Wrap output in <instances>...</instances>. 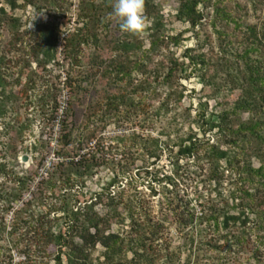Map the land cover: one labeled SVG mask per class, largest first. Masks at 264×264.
<instances>
[{"label":"rangeland","instance_id":"1","mask_svg":"<svg viewBox=\"0 0 264 264\" xmlns=\"http://www.w3.org/2000/svg\"><path fill=\"white\" fill-rule=\"evenodd\" d=\"M152 1L163 19L162 32L169 37L180 36L177 45L170 42L169 46L163 49L164 58L159 55L153 61L163 58V71H166L167 65L170 64L167 58L173 56L179 62L183 61V69L175 70L171 88L160 83L162 77L154 78L153 61L148 64L146 75L133 70L127 80L119 82V87L129 101L134 99V102L140 101L142 105L136 109L125 108L122 111H127L126 115L111 116L106 122H101V111H107L101 104V88L106 89V83L101 82L98 76L89 80L84 73L88 69L85 55L94 51L91 43L83 45L81 66L74 68L78 77L81 76V80L74 83L80 85L78 95L82 105L75 102L71 96V87L65 86L64 83L68 65L61 49L64 45L63 38L77 25L79 0H68L64 14L57 19L62 31L57 45L59 60L58 64L49 63L46 71L37 68L36 62L31 61L32 43L27 36L16 34L34 30L37 24L47 19V12L44 9L37 10L31 5L24 9L19 6L13 8L7 0H0V165H5L7 170L13 169L19 175L27 176L29 169H36L35 175L30 174L32 179L29 190L10 205L5 201L6 196L12 197L11 195L17 192L18 183L0 170V264H56V246L51 245L46 251L39 250L36 243L37 233L34 232L43 220L49 221L56 233L64 229L61 212L49 209L52 202L59 205L61 200L46 190V197L42 195L43 201L37 202V199H32L33 194L39 191L38 184L42 179H46L43 177L58 171L56 165L59 160L66 162L75 157L76 161L84 154L85 158L92 159V170L83 177H77L71 190V193L75 194L67 206L76 209L83 207L86 201L95 202L94 209L99 216L107 214L113 219L106 233L113 232L122 239L134 238L137 235L134 229L149 215L153 221L162 224L160 234L163 238L158 240L162 246L159 250L161 255L155 264H169L165 262V256H162L166 251L175 253L173 264H264V245L255 243V236H252L239 252L233 248L231 253L224 251L217 256L212 250L196 248L197 240H204L201 230L203 225L199 226L196 222L201 209L212 203H219L220 206L222 203L218 201L231 198L232 190L236 187L238 175L226 166L225 161L220 162L216 174H211V164L205 155V146L207 143L209 145L221 141L217 129L210 130V123L224 108L231 106L239 94V89L231 90L227 71L233 62L239 63L242 68L243 60L239 54H242L247 45L243 29L245 24L258 25L260 28L264 22V0H222L220 5L243 23V29H236L231 20L226 22L215 18L210 7L209 15L204 18L202 25L192 29L185 21L176 18L178 0ZM256 1H260L262 5L253 10L252 5ZM21 3L22 0H16L17 5ZM13 18H16L19 24L13 23ZM96 18L98 19V14ZM117 21L118 18L111 17L107 31L101 28V22H98L96 29L100 38L101 31L103 34L120 37L123 31ZM146 24L149 25L147 19ZM218 31L226 32L223 40L219 38ZM146 37L145 30L142 38ZM147 45L146 40L145 46ZM186 48L191 49L192 55L203 56L205 64L200 67L190 64L184 57ZM259 48V51L251 52L249 56L256 61L260 60L264 66V46ZM33 70L38 71L42 79L37 78V86L25 92V81ZM81 73L82 75H79ZM54 79L59 89L55 91L59 107L54 119L50 121L51 125L46 126L39 121V114L36 115L39 106L38 99L35 100L34 96L44 90L46 81L48 87ZM139 86L143 89L136 93ZM167 97L169 101L162 107ZM70 101L75 102L72 116L69 115V111H72L69 110ZM248 117L247 112L241 114L242 120ZM63 123L67 124L68 129H73V141L66 147L61 143L60 130ZM79 133L81 136L92 133L93 137L82 141L81 149L75 150L77 142L74 140L78 139ZM132 134L138 137L134 144L129 139ZM153 137L160 141L154 152L156 159L148 154V151L152 150L150 138ZM190 138L192 141L198 139L203 145L202 148L194 153L181 152L180 148L188 145ZM40 141L44 142V146ZM34 146L37 151L33 150ZM147 147L148 151L145 149ZM258 147L263 154L264 144ZM129 148L131 150H128ZM231 151L233 154L234 149ZM40 154L45 155L43 166H37L35 162V157ZM23 156H27L26 161L22 160ZM250 159L253 167H259L262 163L260 156L254 154ZM125 161L132 165L131 171L119 177L118 181L106 190L113 169ZM78 170L82 171L83 167ZM128 180L130 184H126ZM124 185L122 204H107L103 200L106 196L101 202L98 201L101 193L107 195L111 192L117 196ZM256 187H261L257 178L250 191L254 192ZM62 192L64 193L63 190ZM32 200L34 204L24 206ZM66 200L64 199L65 202ZM125 204L133 206V215ZM19 212L16 229L10 231L13 218ZM179 212H183L185 217L186 212L193 214L194 222L186 226L179 224L176 220ZM164 237L167 238L166 242H163ZM191 237L194 238L192 245ZM124 241L126 243L127 240ZM165 243L168 244L166 251L163 250ZM67 249L63 248L64 261ZM103 251L101 244L94 246L91 250L94 262L104 259ZM131 257L132 252L127 248L116 255L122 263Z\"/></svg>","mask_w":264,"mask_h":264},{"label":"trees","instance_id":"2","mask_svg":"<svg viewBox=\"0 0 264 264\" xmlns=\"http://www.w3.org/2000/svg\"><path fill=\"white\" fill-rule=\"evenodd\" d=\"M67 1L22 0V3L17 5L16 0H7L9 6L13 8L19 6L24 9L31 5L35 6L37 10L44 9L47 12V19L43 23L37 24L34 30H26L23 33L16 34V36H27L32 43L30 51L31 61H35L37 68H41L43 71L47 70V65L51 62L58 64L59 51L57 45L62 31L60 22L57 19L64 14ZM178 1L179 6L176 11V18L185 21L192 29L200 24L202 25L204 18L209 15V7L215 18L218 17L226 22L231 20L234 22L236 29H243V23L233 16L232 12H229L227 8L220 5L222 0H215L214 2L211 0ZM113 4L114 0H97V2L94 0H79L77 25L63 38L64 45L61 49L65 63L68 65L65 73V86L71 87L72 98L75 102L77 101L78 104L82 105L80 95H78L80 85L74 83L80 81L81 76L78 77L74 68L81 66L83 45L92 44L94 51L85 55L88 69L84 73L87 79L90 78L89 80H93L94 77L98 76L101 78V82L106 83L104 85L107 88H101V99L103 100L101 104L107 111H101V122H106L111 116L120 117L126 115L127 111H122L125 108H140L142 103L140 101L134 102V99L129 101L125 92L120 89L119 82L128 78L133 70L140 71L141 74L146 75L147 72L145 70H148V64H151L159 55L164 58L163 49L167 48L170 42L173 45H177L180 41V36L169 37L162 32L163 19L152 0H144V15L149 20V25L145 29L147 31L146 38H142V35L135 36L125 32L117 38L111 34H103V31H101L100 38L96 25L101 22V28L107 31L110 24L108 23L109 20H111V17H115L112 14ZM261 5L260 1L254 2L252 5L253 10H256L257 6ZM97 14L98 19L96 18ZM12 22L18 23V20L13 18ZM119 23L120 21L118 20V26ZM212 24L215 26L214 21ZM261 24L260 28H258V25L245 24V29L243 30L247 45L242 54H239V57L243 60L242 68L239 63L233 62L234 64L232 63L227 71L231 90L239 89V94L232 105L224 108L216 116L215 120L210 123V130L216 128L221 136V141L209 145L207 143V146H205V155L211 164V174H216L220 162L225 161L226 166L238 175L236 187L232 190L231 198H229L231 201L228 198L220 199L218 201L222 203L220 206H218L219 203H212L206 208L203 207L200 215L196 217L198 225H203L201 230L204 233V240L199 238L196 248L198 250H212L217 256L224 251L225 253H231L233 248H236L237 252H239L252 236H255V243L264 245V153L262 154L258 147L264 144V119H262L264 114V66L260 60L256 61L249 56L251 52L259 51V46H264V22ZM218 33L219 38L222 40L226 37L225 31H218ZM146 40L148 42L147 46H145ZM190 51V48H186L184 51V57L188 59L190 64L199 67L205 64L203 56L192 55ZM163 58L153 61L155 67L152 73L155 75L154 78L162 77L160 83L167 84L171 88L175 70L183 69V61L179 62L173 56L170 59L167 58L170 64L167 65V70L163 71L165 66L162 63ZM37 72L33 70L27 76L24 84L25 92L37 86V78L42 79V76ZM79 75H82V73ZM47 85L46 81L43 93L38 92L34 96L35 100L38 99L39 106V111H37L36 115L39 114V121L46 126L51 125L50 121L54 119L59 107L58 95L55 92L59 89L55 79L50 81L51 86L47 87ZM142 89L139 86L136 93ZM170 90L169 94L171 93ZM179 93L181 95L180 91ZM168 101L169 97L162 103V107L166 106ZM75 102H69V110H72L69 111L71 116L74 112ZM245 112L249 114V117L242 120L241 114ZM60 134L61 143H63L64 147L72 143L73 129H68L67 124L63 123ZM85 135L81 136L79 133L78 139L74 140L75 143L77 142V149L75 150L81 149L82 141L85 142L93 137L92 133ZM136 138L138 137L132 134L129 139L134 144ZM150 140L152 142V150L149 152L148 147L145 149L150 156H154L156 159L157 155L154 152L159 147L160 141L155 137L150 138ZM189 140L190 143L188 145L180 148L181 152L194 153L202 148L203 145L200 144L201 142L198 139L192 141L190 138ZM39 143L44 144L42 141ZM232 149H234L233 154ZM33 150L37 151V148L34 146ZM128 150H131V148ZM253 154L261 158L262 163L259 167H253L251 163L250 158ZM44 156V154H40V156L35 157L37 166L44 165ZM85 157L86 154L80 155L76 161H74L75 157L70 158L66 162H63L65 161L63 159L59 160L56 165L58 171L51 172L47 177H43L46 179H42L38 184L39 191L33 194L32 199H37V202L43 201L41 198L43 197L42 195L46 197V190L50 194L58 196L57 199H60L61 203L56 205L52 202L49 209L61 212V218L65 225L61 232L56 233L49 221L43 220L34 232L37 233V247L39 250L46 251L49 246H56L57 254L54 258L56 264H155L161 255L159 250L162 246L158 240L163 238L160 234L162 224L158 221H153L149 215L142 219V224L134 221L139 224L134 229L137 233L134 238L122 239L113 232L106 233L113 219L111 220V217L107 214L99 216L94 209L95 202L87 203L86 201L83 207H77L76 209L67 206L70 198L75 194L71 193V190L75 186L74 183L78 179L77 177H83L92 170V159ZM131 166L129 161H125V163L121 162L119 167L113 169L112 177L106 190L114 185L119 177L129 174ZM80 167H83L82 171L78 170ZM0 170L5 175L13 177V181L18 183L17 192L12 194V197L6 196L7 200L5 199V201H8L10 205L19 200L21 195L29 190V183L32 179L30 174L35 175L36 169H29L30 173L28 176L25 174L19 175L13 169L7 170L5 165H0ZM256 178L257 182L260 181L261 187H256L255 191L251 192L250 188L252 183L256 182ZM126 184H130L129 180ZM124 190L125 185L120 189L117 196L111 194V192H108L107 195L101 193L98 201L101 202L103 197L106 196L103 200L107 204H122L121 197ZM64 199H67L66 202ZM63 202H65V205L62 206ZM32 204H34V200L28 201L24 206H31ZM124 206L133 215V206L131 204H125ZM19 214L20 212L13 218L10 231L16 229ZM182 214L183 212H179L176 215V220L179 221V224L186 226L194 222L195 216L193 214L186 212V217ZM58 217L55 218L58 219ZM166 239L163 242H166ZM124 240H127L126 243ZM97 243L104 248V259L94 262L91 257V250ZM190 243L191 245L194 244L193 237H191ZM63 248H68L65 261L62 258L64 254ZM124 248L132 252V257L122 263L120 258H116V255ZM167 249L168 244L165 243L163 250L166 251ZM257 249H259V245ZM162 256H165V262L167 261L169 264H173L176 258L175 253L172 251H166ZM26 260L28 262V259Z\"/></svg>","mask_w":264,"mask_h":264},{"label":"clouds","instance_id":"3","mask_svg":"<svg viewBox=\"0 0 264 264\" xmlns=\"http://www.w3.org/2000/svg\"><path fill=\"white\" fill-rule=\"evenodd\" d=\"M120 21L121 31L139 36L146 29L144 0H114L113 13Z\"/></svg>","mask_w":264,"mask_h":264},{"label":"water","instance_id":"4","mask_svg":"<svg viewBox=\"0 0 264 264\" xmlns=\"http://www.w3.org/2000/svg\"><path fill=\"white\" fill-rule=\"evenodd\" d=\"M22 160H23V161H26V160H27V156H23V157H22Z\"/></svg>","mask_w":264,"mask_h":264}]
</instances>
